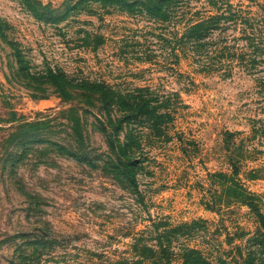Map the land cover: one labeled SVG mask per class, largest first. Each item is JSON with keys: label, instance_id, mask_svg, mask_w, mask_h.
<instances>
[{"label": "rangeland", "instance_id": "374dc122", "mask_svg": "<svg viewBox=\"0 0 264 264\" xmlns=\"http://www.w3.org/2000/svg\"><path fill=\"white\" fill-rule=\"evenodd\" d=\"M29 1L50 6L56 22L36 17L28 0H0V264L136 261V239L159 244L154 224H171L161 232L194 220L171 243L175 264L182 245L232 264L261 258L244 200L258 197L264 211V51L254 55L247 38L264 37V0H216L242 16L221 23L200 54L173 52L170 41L196 11L224 12L211 0H188L176 22L142 0ZM20 59L34 74L53 68L122 92L148 88L169 110L166 134L154 136L147 119L132 125L143 148L138 194L108 163L96 107L45 84L48 94L34 98L28 84L39 85Z\"/></svg>", "mask_w": 264, "mask_h": 264}, {"label": "trees", "instance_id": "16d2710c", "mask_svg": "<svg viewBox=\"0 0 264 264\" xmlns=\"http://www.w3.org/2000/svg\"><path fill=\"white\" fill-rule=\"evenodd\" d=\"M213 1L219 11L209 16H202V13L196 11V19L188 18L185 23V28L182 33L175 30L173 33V40L170 41L172 45V51L175 52L177 46L194 50L197 54L206 51L211 40L214 38L215 30L222 29L221 23L229 20L237 21V17L242 16L241 13H237L231 10L229 14H226L225 10L218 2ZM218 1V0H217ZM27 7L36 17L45 19L48 22H56V18L53 15V10L48 5H42V3L30 2L28 0ZM142 7L151 12L158 19L165 21H180L185 20V16H178V8L181 5H188V0H142ZM189 11V10H187ZM189 12L183 13L186 15ZM200 15V16H198ZM180 17V18H178ZM176 19V20H175ZM243 21L248 22L246 18H240ZM250 26L253 23L250 21ZM262 33V32H260ZM96 39L95 47L103 42V38L98 36ZM249 38V44L252 46V52L254 55L263 54L264 37L247 36ZM255 40H257L255 42ZM176 55V54H175ZM244 57V56H243ZM242 57V58H243ZM20 61L22 69L20 71L25 77H29L32 81L38 83L39 86H33L28 84V87L32 89V96L34 98L45 97L48 94V87L53 89V93L58 94L65 100L76 99L79 102L84 101L88 105L93 106L98 110L96 120L101 124L103 131L107 134V141L113 152V159L109 158V165L113 169V173L118 179H126L127 182L133 187L135 193H139L138 172L143 168L142 156L139 154L142 151L141 139L134 131L133 124H141L144 119L148 120V124L154 136H161L168 133L166 122L164 118L169 116L167 108L165 112L162 110L163 104L158 102L156 97L151 95L148 88H138L132 92H122L113 85L100 80H89L85 78L75 79L70 77L63 70H55L48 68L43 74L30 73L25 70L24 64ZM255 62L256 59H253ZM48 85V87L44 86ZM35 90L41 91L38 94ZM161 108V109H160ZM170 117V116H169ZM75 131L79 132L80 121L79 118H74ZM133 127V128H132ZM112 129V133H108ZM124 131L123 139L121 132ZM87 162L91 161L88 158H81ZM234 194V193H233ZM252 211L255 213L257 223V233L254 237V243L259 247V252L262 255L261 258H256L249 254L247 264H254L256 259H259L261 264H264V211L260 207L259 198L255 196L249 197V200H244ZM200 223V222H199ZM198 221H192L191 223H182L177 226H171L165 228L159 232L161 227L170 226L169 223L154 224L155 233H157L158 246L146 243L143 237L136 239L133 250L139 256L140 259L132 261L128 258L116 260L110 264H144L145 261H151L150 264H175V253L171 248L172 241L177 240L180 235L190 233ZM180 263L178 264H232L222 256H217L215 259L210 258L206 253L197 247L188 245L181 246Z\"/></svg>", "mask_w": 264, "mask_h": 264}]
</instances>
